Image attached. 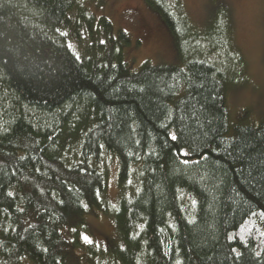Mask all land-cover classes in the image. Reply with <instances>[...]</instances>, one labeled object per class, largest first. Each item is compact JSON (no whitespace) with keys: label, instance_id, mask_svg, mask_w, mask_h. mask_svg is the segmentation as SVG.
Wrapping results in <instances>:
<instances>
[{"label":"trees","instance_id":"16d2710c","mask_svg":"<svg viewBox=\"0 0 264 264\" xmlns=\"http://www.w3.org/2000/svg\"><path fill=\"white\" fill-rule=\"evenodd\" d=\"M144 1L178 65L130 68L103 0H0V264H264V119L229 124L230 27ZM97 212L111 252L78 239Z\"/></svg>","mask_w":264,"mask_h":264},{"label":"rangeland","instance_id":"374dc122","mask_svg":"<svg viewBox=\"0 0 264 264\" xmlns=\"http://www.w3.org/2000/svg\"><path fill=\"white\" fill-rule=\"evenodd\" d=\"M180 1L191 24L201 33L214 36L213 31L223 29L225 24L230 27V43L238 69L230 72L232 82L237 85H230L227 92L226 105L233 124L241 121L240 124L246 125L264 119V0ZM95 15L105 17L114 34L121 31L128 35L130 44L123 49V59L133 70L145 61L152 65L179 64L167 26L144 0H103ZM223 37L227 41L224 34ZM68 47L77 53L73 45ZM228 56L220 51L217 60L227 62ZM239 111L248 113L240 118ZM105 164L109 170L107 198L114 205L118 193L117 163L107 159ZM85 225L86 231L78 235L80 242L87 244L82 239L86 235L92 244L110 252L118 246L111 212L106 216L98 212L96 216L89 215Z\"/></svg>","mask_w":264,"mask_h":264},{"label":"snow or ice","instance_id":"6c2138e0","mask_svg":"<svg viewBox=\"0 0 264 264\" xmlns=\"http://www.w3.org/2000/svg\"><path fill=\"white\" fill-rule=\"evenodd\" d=\"M101 43H104V41H101ZM173 140H176L177 139V137L175 136V135H172V137H171ZM184 155H187V153H184ZM185 163H187V160H185ZM7 195L8 196H12L13 195V193L12 192H8L7 193ZM193 203H195V201H193ZM255 214V213H254ZM261 217L262 218H264V213H261ZM82 239L84 240V242L85 243H87V244H92L93 243V241L91 240V239H89V237L88 236H82ZM233 251H235V249H233ZM238 257H239V254H238Z\"/></svg>","mask_w":264,"mask_h":264},{"label":"bare ground","instance_id":"6f19581e","mask_svg":"<svg viewBox=\"0 0 264 264\" xmlns=\"http://www.w3.org/2000/svg\"><path fill=\"white\" fill-rule=\"evenodd\" d=\"M233 122L231 121V117L229 115V124L231 125Z\"/></svg>","mask_w":264,"mask_h":264}]
</instances>
